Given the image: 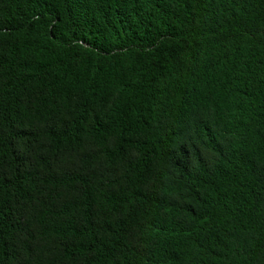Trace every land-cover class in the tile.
<instances>
[{
  "label": "trees",
  "instance_id": "obj_1",
  "mask_svg": "<svg viewBox=\"0 0 264 264\" xmlns=\"http://www.w3.org/2000/svg\"><path fill=\"white\" fill-rule=\"evenodd\" d=\"M0 264H264V0H0Z\"/></svg>",
  "mask_w": 264,
  "mask_h": 264
}]
</instances>
